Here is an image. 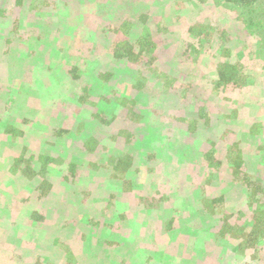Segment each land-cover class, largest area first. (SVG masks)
I'll return each mask as SVG.
<instances>
[{
    "label": "trees",
    "instance_id": "trees-1",
    "mask_svg": "<svg viewBox=\"0 0 264 264\" xmlns=\"http://www.w3.org/2000/svg\"><path fill=\"white\" fill-rule=\"evenodd\" d=\"M148 1L147 9L142 0L0 4V26H8L0 29V57L12 67L29 56L14 40L35 52L30 67L14 65L0 76V159L8 165L0 178L4 263L46 264L51 257L39 250L65 245L57 264H264L262 0ZM78 27L98 32L62 41ZM168 41L180 57L174 70L203 62L197 76H209L206 91L191 92L178 73L152 66L166 61ZM107 47L112 71L94 69L93 76L90 66ZM248 47L240 58V50L231 55ZM254 59L263 65L253 71ZM141 69L158 75L142 76ZM24 70L29 80H22ZM95 80L99 96L88 104ZM120 85L148 98V107L140 110L117 91ZM168 97L176 103L167 104ZM171 107L168 122L163 113ZM191 134L198 142L188 146L182 139ZM229 136L231 148L218 158ZM189 147L196 159L186 169L167 161L185 159ZM246 155L255 156L260 175L245 172ZM53 193L55 214L44 208Z\"/></svg>",
    "mask_w": 264,
    "mask_h": 264
},
{
    "label": "rangeland",
    "instance_id": "rangeland-1",
    "mask_svg": "<svg viewBox=\"0 0 264 264\" xmlns=\"http://www.w3.org/2000/svg\"><path fill=\"white\" fill-rule=\"evenodd\" d=\"M7 2H5V3H2V1H0V4H2L3 6H5L6 8H8L9 7V5H10V3H9V0H6ZM33 1V3H41V4H43L42 3V0H32ZM142 2H144V6H145V9H147V7L150 5V1H148V0H142ZM262 4H263V6H264V0H262ZM78 5V4H77ZM218 10H220V12H227V11H225V8H223L222 10L220 9V8H218ZM224 13V14H225ZM23 13L21 12V15H22ZM17 16H19L18 14H17ZM122 17H124L125 15H121ZM197 16H199V15H197ZM23 17H25V15L23 16ZM200 17V16H199ZM20 19H23V18H21V16H20ZM9 26H10V28H15V26H14V24H9ZM19 26H20V22H19ZM95 27V26H94ZM1 28H5L6 30H8V26L6 25V23H4V26H0V29ZM85 28H87V26H85ZM84 27H83V29H82V27H78V29L76 30V32H74L75 34H74V36L72 35V36H70V35H66V34H63L61 37H62V41L63 42H65L66 44H68L69 45V42L71 41V37H72V39H73V41L75 42V43H78L79 42V39H81L84 35H86L87 34V36L88 37H91V34H93V35H95L98 31H97V29L95 28V29H93V32L92 33H89V31H88V29H86V30H84L85 29ZM230 28H236V27H234L233 25L232 26H230ZM88 31V32H87ZM95 31V32H94ZM235 32V31H234ZM25 34V33H24ZM78 34V35H77ZM90 35V36H89ZM23 36V35H22ZM21 36V37H22ZM60 37V36H59ZM162 37V36H161ZM164 38H166L165 37V35H164ZM19 39H21V38H19ZM0 40H1V35H0ZM102 43H101V45H107L108 43H107V40H102L101 41ZM14 45H16V49H17V47L20 49H24L25 50V53L27 54V55H29V56H31V54L32 53H35V52H33L32 50H29V48H25V46H24V42H16L15 40H14ZM251 44H253V43H251ZM79 45V48H77V49H82L83 47H84V44L82 43H79L78 44ZM73 48H74V46H72ZM166 47H167V49H165V48H163L162 47V50H164V51H166V61H164L163 63H158L157 62V64H153L152 66H158L159 67V69H162L163 71L164 70H169V72L170 73H174L175 75H176V73H178V80H179V82H182L183 84H186V85H188V86H190V87H193L194 88V90H191V92L192 91H194L195 93H197V90H200V91H206L205 89H206V86H208V84H209V79H208V77L209 76H206V77H204V78H200V77H198L197 76V74L199 73L200 74V72H201V67H203V62L200 60L199 61V59L197 60V62H196V64H195V66L193 67H191L190 69H186L185 70V66L184 67H182V69L180 70V71H177V70H174V66L175 65H177L180 61V57H178V54H177V56H176V52H174V54H173V46L170 44V42L168 41V43H166ZM252 48H253V46H252ZM252 48H249L248 47V49H243V50H241L240 48H238L233 54H231V55H237V53H238V51L240 50L241 52H240V56H239V58L240 57H242L245 53H247V51H250V49H252ZM94 51H93V49L90 51V56L91 55H94ZM103 53H105V54H108V47L107 48H104V49H102V52H101V54L99 53L98 55H99V58H96V59H98V60H96L95 62H93L92 64H91V66H90V68H91V71L93 72V76H96L97 75V73L98 72H96V71H99V73L101 72V73H103V72H106V71H112V64L113 63H111L109 60H108V58L106 57V56H104L103 55ZM11 54L7 57V59L9 60H12V58H11ZM29 56H27L26 58H24V60L22 61V64H15L17 61H19L18 59H15L16 61H13L12 62V67L9 65V63L8 64H6V61H4L3 60V58L2 57H0V76L1 77H5L6 76V68L8 69V71H10V73H12V72H14V70H13V66H14V69H21V70H23V69H27V67H30L31 66V64H32V62H29L31 59L29 58ZM221 56V55H220ZM32 57V56H31ZM174 57V58H173ZM15 58H16V56H15ZM53 60H54V58H52ZM8 60H7V62H8ZM108 60V61H107ZM107 62H109L110 64H108ZM17 63H19V62H17ZM176 63V64H175ZM2 64V65H1ZM256 64H259V66L262 64L263 65V62H261V61H259V59H254L253 61H252V63H251V65H250V68L254 71V69L256 68ZM213 65V64H212ZM214 66V65H213ZM93 67H95V68H93ZM147 67V66H146ZM145 67V68H146ZM98 68H99V70H98ZM199 68V69H198ZM204 68V67H203ZM94 69H96V71L94 72ZM111 69V70H110ZM211 69H213V67H209V69L208 70H206L208 73L211 71ZM210 70V71H209ZM25 71V74L23 73L22 74V80H24V79H26V80H29V77H30V75H29V70L26 72V70H24ZM90 71V72H91ZM203 71H205V68L203 69ZM5 72V73H4ZM196 74V75H195ZM141 75L142 76H147V77H149V76H151V77H153L154 76V78L155 77H157V75L158 74H154L153 72H151V73H148L147 74V70H145V72H144V70H142L141 69ZM261 79H259V81H260ZM96 81V80H95ZM262 81L264 82V79H262ZM179 82H177L175 85H177ZM99 86L101 87V85H100V83L99 82H91L90 83V86H89V88H88V92H89V97L87 98V102L86 103H88L89 104V102L91 101V100H93L94 98L97 100L98 99V96H99ZM118 88V92H123V93H125L127 96V98H130L131 97V99H133V100H135V101H138L137 103H139V105H137L138 106V108L141 110V109H146L147 107H148V105L150 104V101L148 100V98H145V97H143V98H141V96H139V95H133V96H131V94L133 93L132 92V90H131V88L128 86V87H126L125 85H120V86H118L117 87ZM114 92H115V90H114ZM195 95H197V94H195ZM112 97V96H111ZM164 101V100H163ZM236 101V100H235ZM165 102V101H164ZM166 103L167 104H170V103H176V98H175V100L173 99V97H168V100L166 101ZM242 104H244V102L242 103ZM126 105H127V107L128 106H130V104L129 103H126ZM198 105H200L199 103H198ZM233 105H235V103L233 104ZM30 106H31V104H30ZM174 107H175V105H173ZM178 108H179V106L178 105H176ZM188 106H190V107H188ZM187 106V110L189 109V111H193V105H188ZM250 105L248 104V107H247V109L248 108H250L249 107ZM173 108L171 107L170 108V111H169V113L168 112H165V113H163V117H166L167 119H164V120H167L168 122H169V117H171V116H173L174 115V112L175 111H173L172 110ZM66 110V109H65ZM162 110H164V109H162ZM177 110V109H176ZM184 110V112H185V110L186 109H183ZM67 111V110H66ZM70 111H71V109H70ZM247 111H249V110H247ZM119 112H124V111H122L121 109H120V111ZM164 112V111H163ZM72 113V117H73V115H75V113H76V111H73V112H71ZM124 116H125V113H118V115H117V120L119 121V123L120 122H122V121H125L126 123H127V121L125 120V118H124ZM264 113L262 114V116H261V122L262 123H264ZM72 117H69V119L67 118V121L69 122V123H71L72 122V120H73V118ZM130 124H128L129 126H132L133 124L130 122V121H128ZM258 122V121H257ZM260 122V121H259ZM144 125V124H143ZM114 126V125H113ZM143 127V126H142ZM173 128H176V126H174ZM223 128H225L224 127V125H222L221 126V129H223ZM179 131V130H178ZM175 134V133H174ZM177 134H179L180 135V133L179 132H177ZM204 134H207V135H210L211 134V136L210 137H213V139L214 140H216L217 139V137L219 136V132H215V131H211V132H209L208 133V131H206ZM142 137H144L145 136V134L144 133H142V134H140ZM217 135V136H216ZM232 136V135H231ZM231 136H229V138H227V137H224V143H221L220 145V148L218 149V158H221L222 159V156H223V154L226 152L225 150H226V147L227 148H229L230 146H231V143H230V140H232V139H234V138H232ZM242 136V138L243 137H245L244 135H241ZM147 138H149V133L146 135V137L141 141V142H144L143 143V145H146L147 143L146 142H148V139ZM202 138V137H201ZM236 138V137H235ZM182 141H185V143H186V145H188V146H193V144L195 143H197L198 142V138L197 137H195L193 134H191V135H188V136H186L185 138L183 137V139H182ZM185 145V146H186ZM248 147V146H247ZM231 148V147H230ZM189 149V151L190 152H187V156H186V158L184 159V158H181V157H179V159H174V160H172V159H166L170 164H172L174 167H184L185 166V169H186V167H187V164L189 163V162H191V161H195L194 159H196V156L194 157V156H189V154L190 153H193V151L194 150H191L190 149V147L189 148H187V150ZM244 150H246V148L244 149ZM248 150V149H247ZM252 150H254V148H252L251 149V152H252ZM145 155V153H143V152H141L139 155ZM198 156H200V155H198ZM192 159V160H191ZM245 159V165H244V167H245V172L247 173V174H249L251 177H253V175H260V172L262 171L261 170V165L259 164V163H257L256 162V158H255V156L253 155V156H251V155H246V158H244ZM6 161H5V159L4 158H1L0 159V178L2 177V174L3 173H5V171H6V169H7V162L5 163ZM148 166V165H147ZM147 166L144 164L143 165V167L141 168V170H142V172H144V174H145V171L147 170ZM201 177V175L200 176H198V179ZM196 182L198 181V180H195ZM168 186H165V187H168V188H171L170 187V185L169 184H167ZM193 190V189H192ZM167 192H169L170 193V190H168L167 189V191H166V193ZM188 193V192H187ZM48 198V197H47ZM45 200V199H44ZM43 200V201H44ZM45 202H47V204H46V206H44V208H51L52 209V214L54 213L55 214V210H56V208L59 206V205H57V200H55V194L53 193V194H51V196L49 197V200L48 201H45ZM69 207H71V208H73V206L70 204L69 206H68V208ZM59 208V207H58ZM57 208V209H58ZM4 221H6V220H3L2 222V224H4ZM2 224L0 225V226H2ZM130 231V230H129ZM25 232H27L26 230H25ZM130 233V232H129ZM127 234H125V235H122V236H125V237H128V236H126ZM31 241V239H28V243ZM139 245V244H138ZM209 245H211V244H209ZM230 247H227V250L229 249L231 252H233L234 250H235V245H233V243L232 242H230ZM32 246H33V244H32ZM61 247L62 248H59V247H57V248H55V247H52V248H48V250H45V251H43V249H40L39 251H40V253L41 254H43L44 256H46V258L48 257V256H50L51 258L49 259V260H47L46 261V264H53L52 262L53 261H56V262H54V264H57V263H59V261L61 260V258L63 257V253H64V249L66 248V246L64 245V246H62L61 245ZM209 250V249H208ZM217 251H215L214 252V254H213V256H215V255H219L220 253H221V250H220V248H217L216 249ZM214 251V250H213ZM3 255V253H1L0 252V264H8V263H4V261L6 262V259L5 258H3V257H1ZM42 255V256H43ZM59 260V261H58ZM12 262H14V261H12Z\"/></svg>",
    "mask_w": 264,
    "mask_h": 264
}]
</instances>
